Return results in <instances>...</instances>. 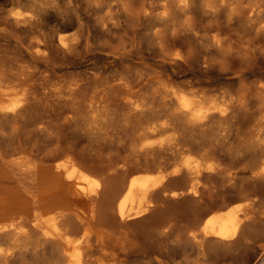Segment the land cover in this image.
I'll list each match as a JSON object with an SVG mask.
<instances>
[{
  "label": "bare ground",
  "instance_id": "1",
  "mask_svg": "<svg viewBox=\"0 0 264 264\" xmlns=\"http://www.w3.org/2000/svg\"><path fill=\"white\" fill-rule=\"evenodd\" d=\"M50 98L93 163L0 150V264H264L252 192L186 220L232 164L264 189V0H0V120Z\"/></svg>",
  "mask_w": 264,
  "mask_h": 264
},
{
  "label": "rangeland",
  "instance_id": "2",
  "mask_svg": "<svg viewBox=\"0 0 264 264\" xmlns=\"http://www.w3.org/2000/svg\"><path fill=\"white\" fill-rule=\"evenodd\" d=\"M79 69H80V66H74L73 68H69V70H67V71L74 72V71H79ZM207 80H208V82L206 84V86H207L206 88H209L212 92H217V93L220 92L221 90L227 88V86L231 85V83H232V82L227 81V79L225 77H222V76L217 77V75H214V73L211 74L210 78H208ZM48 101H49L47 103L48 105L45 103V101H44L45 104L44 103L39 104L36 107L35 111L33 110V112L30 113L31 115L27 114V115H24L23 117H20L18 120H16V124L12 120H6V121L0 120V124H1L0 125V134H1L0 137H2V138H0V150L2 149V151L10 152V151L16 149V147L19 148V146H20V147L30 149L34 153H36L40 156H49L54 151H57L58 149L60 150V148H62V146L63 147L67 146V147L72 148L78 154L79 158H81L83 161H85L86 164L91 165L93 163L91 156L94 153V149L91 148L90 141L83 134L84 130L82 127V123L80 121H76V122L67 121V118H68L67 116H71L70 114H72V116H74V114L72 113V111L67 109V106L65 104H63V106H62V104H61L62 102H60V101L54 102L55 99L53 101L51 98ZM51 102H52V104H51ZM60 104H61V106H60ZM44 105H47L46 106L47 108H45ZM57 106L58 107L60 106V107L58 108ZM36 111L38 114H36ZM32 113H33V115H32ZM23 118H24V120H22ZM46 128H47V130H46ZM2 135H4V136H2ZM7 139H9V141ZM56 142H57V144H56ZM46 147H49V149ZM89 148H91V149H89ZM82 149H84V151L81 152ZM83 156L85 159L83 158ZM88 161H90L91 163ZM228 165L231 166V164L227 163V166ZM232 165L233 166H231V168H229V172H231V173L236 172L237 173L236 176H234L233 178H230V179H228L225 176L224 177H222V176L214 177V181H212L210 183L212 186L211 190L209 193H206L207 197L204 198L206 200L203 199L202 203H201V201H199V204H197L198 202H190V203L188 202L187 203V205H191L192 203L195 204V207L187 215L186 220L188 222H191V221L193 222L195 220V218H197V216L207 206H209V204H211V203H214L216 205L222 204L226 200H229L232 197H236V196L240 195L242 192H247V193L252 192V193H250L251 198L253 197L252 199H255L258 202L259 207L260 206L264 207V199H263L264 198V189L263 188L260 189V185L257 182H254V180L251 178L249 173H245L242 170H241L242 172L237 171V170L241 169V167H242L241 164H236V165L232 164ZM237 165L239 166L240 169H237L238 168ZM234 169H235V171H234ZM238 172H239V174H238ZM242 174L245 176H241ZM237 177L240 178V180ZM240 181L245 182L244 185L242 183H240ZM233 182H234L235 187L233 185ZM229 185H232V186H229ZM254 185H256L255 188H252ZM244 186L246 188H244ZM234 188H235V190H234ZM253 189L255 190V192ZM256 190H258V191H256ZM239 191H241V193ZM237 192L239 194H237ZM257 192L259 194H257ZM208 194H211V195H208ZM236 203H240L241 205H243V203H245V201L244 200H237ZM218 258L220 259L219 262H217ZM221 261H222L221 255H214V264H218V263L223 264L224 262L223 261L221 262ZM235 263L241 264L243 262L239 261V262H235Z\"/></svg>",
  "mask_w": 264,
  "mask_h": 264
}]
</instances>
